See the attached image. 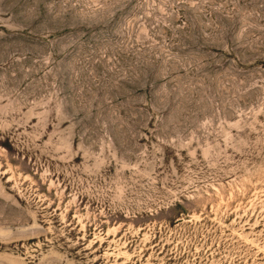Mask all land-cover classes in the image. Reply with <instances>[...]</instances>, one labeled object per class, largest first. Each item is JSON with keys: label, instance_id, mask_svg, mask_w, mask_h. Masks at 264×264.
Listing matches in <instances>:
<instances>
[{"label": "rangeland", "instance_id": "rangeland-1", "mask_svg": "<svg viewBox=\"0 0 264 264\" xmlns=\"http://www.w3.org/2000/svg\"><path fill=\"white\" fill-rule=\"evenodd\" d=\"M0 264H264V0H0Z\"/></svg>", "mask_w": 264, "mask_h": 264}]
</instances>
